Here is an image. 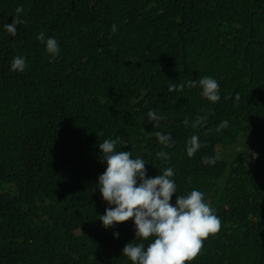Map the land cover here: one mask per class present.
I'll use <instances>...</instances> for the list:
<instances>
[{
    "label": "trees",
    "instance_id": "16d2710c",
    "mask_svg": "<svg viewBox=\"0 0 264 264\" xmlns=\"http://www.w3.org/2000/svg\"><path fill=\"white\" fill-rule=\"evenodd\" d=\"M20 6L13 37L4 25ZM41 32L58 41L54 61ZM146 32L181 41L152 59L133 40ZM16 56L23 73L11 71ZM205 76L220 101L188 86ZM149 110L164 117L159 128ZM197 116L207 122L194 129ZM193 135L205 145L195 157L219 153L215 165L180 160ZM117 138V151L145 160L147 178L173 166V205L196 189L220 218L190 264H264V0H0V264H131L122 250L134 220L99 219L110 207L97 186L107 168L99 143Z\"/></svg>",
    "mask_w": 264,
    "mask_h": 264
},
{
    "label": "clouds",
    "instance_id": "9594fccd",
    "mask_svg": "<svg viewBox=\"0 0 264 264\" xmlns=\"http://www.w3.org/2000/svg\"><path fill=\"white\" fill-rule=\"evenodd\" d=\"M23 7L15 9V19L11 25L5 24L7 33L15 37L17 25L22 21L19 15ZM113 33L118 31L115 24L112 25ZM173 36L170 37L169 35ZM169 35L157 40H150L149 34L133 36L138 44L137 49L145 51L152 59L163 56L164 46L171 50L179 43L178 32H171ZM37 39L46 43V51L50 54L51 61H54L59 54L58 41L54 37L45 40L43 32L38 34ZM181 41V40H180ZM104 61H97L95 66ZM26 58L16 56L11 61V71L23 73L26 69ZM116 79V78H113ZM107 81H105L106 83ZM188 86L202 89V95L210 102L220 101V85L212 77L205 76L198 81H188ZM185 85L172 84L168 91H183ZM18 89L13 93L20 95ZM227 98V97H226ZM240 96L236 94L235 101L239 102ZM149 123L159 128L164 117L157 111L149 110L147 113ZM207 122V116H197L192 123V128L203 127ZM185 127L188 120L183 121ZM229 127V121L224 120L216 127L215 131L220 132ZM213 129L208 128L206 134H211ZM100 135H103L101 132ZM158 142L166 148L174 146L171 133H155ZM117 139H105L99 143L101 151V162L107 163V168L99 176L98 187L104 201L110 207L104 215L99 216L105 228L114 224L134 220L136 238L128 243L122 250V256L128 258L131 264H190L201 253L204 241L210 236L216 235L221 229V220L215 214L210 203L205 202V194L193 189L187 195H178L175 205L171 203L173 195L177 193V184L173 179L177 175L172 165L160 170L162 174L155 178H147L146 162L143 158H133L132 151H117ZM205 145H201L199 136L193 135L186 147L184 155L180 156L182 161H192L193 157L205 165H215L220 160V154L213 156L195 157L198 152L204 151ZM161 160H168L169 155L165 151L156 153ZM197 163V162H196ZM191 182L189 178V183ZM116 238L119 233H115ZM135 241H139L136 243ZM144 241H150L147 246Z\"/></svg>",
    "mask_w": 264,
    "mask_h": 264
}]
</instances>
